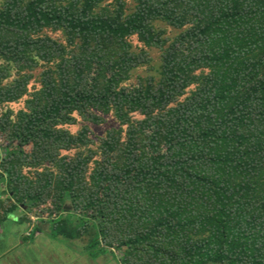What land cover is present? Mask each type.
I'll list each match as a JSON object with an SVG mask.
<instances>
[{"label": "trees", "instance_id": "1", "mask_svg": "<svg viewBox=\"0 0 264 264\" xmlns=\"http://www.w3.org/2000/svg\"><path fill=\"white\" fill-rule=\"evenodd\" d=\"M0 151V234L264 264V0H1Z\"/></svg>", "mask_w": 264, "mask_h": 264}, {"label": "rangeland", "instance_id": "2", "mask_svg": "<svg viewBox=\"0 0 264 264\" xmlns=\"http://www.w3.org/2000/svg\"><path fill=\"white\" fill-rule=\"evenodd\" d=\"M131 42L135 47H142L135 36L131 38ZM153 56L157 60L156 52H153ZM137 73L140 75L146 74L145 70H139ZM10 106L12 109L18 110L23 106V102L12 103ZM106 118L107 121L104 124L92 125L95 136L103 135L109 127L116 125L110 115ZM68 128L72 132H76L80 125L68 126ZM21 215H24L22 208L16 211L13 216L15 219L6 224V228L0 234V253L9 252L7 258L0 259V264H118L111 253L102 254L94 261L90 260L88 253L84 252L86 240H76V245L70 248L68 244L57 243L56 240L49 238L47 232L50 223L47 221V214L43 215L45 221L39 222L36 221L39 219L34 213L30 214L32 219L30 224L28 222L21 223L19 221ZM35 222L43 228L42 231L36 234L33 241L25 245L22 244L21 238L27 235V227L32 228ZM66 247H69L70 250H66Z\"/></svg>", "mask_w": 264, "mask_h": 264}]
</instances>
